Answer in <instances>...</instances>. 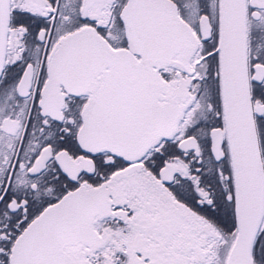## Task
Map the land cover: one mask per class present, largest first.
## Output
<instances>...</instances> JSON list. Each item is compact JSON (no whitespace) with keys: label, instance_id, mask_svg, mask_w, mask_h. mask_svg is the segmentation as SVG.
<instances>
[{"label":"snow or ice","instance_id":"snow-or-ice-1","mask_svg":"<svg viewBox=\"0 0 264 264\" xmlns=\"http://www.w3.org/2000/svg\"><path fill=\"white\" fill-rule=\"evenodd\" d=\"M0 264H264V0H0Z\"/></svg>","mask_w":264,"mask_h":264}]
</instances>
